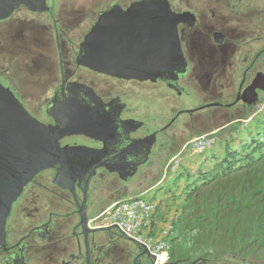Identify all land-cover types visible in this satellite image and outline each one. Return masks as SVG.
I'll list each match as a JSON object with an SVG mask.
<instances>
[{"label":"flooded vegetation","instance_id":"1","mask_svg":"<svg viewBox=\"0 0 264 264\" xmlns=\"http://www.w3.org/2000/svg\"><path fill=\"white\" fill-rule=\"evenodd\" d=\"M165 21L175 25L172 62L156 79L86 64L91 43L146 41L150 23L163 36ZM0 84L50 138L64 137L63 152L13 201L0 264H156L117 227L98 225V216L200 135L163 156L182 114L264 102V0H0ZM223 128L209 132L217 138ZM227 257L169 253L160 264L251 263Z\"/></svg>","mask_w":264,"mask_h":264},{"label":"trees","instance_id":"2","mask_svg":"<svg viewBox=\"0 0 264 264\" xmlns=\"http://www.w3.org/2000/svg\"><path fill=\"white\" fill-rule=\"evenodd\" d=\"M225 129L227 134L219 136L224 156L206 150L196 171L176 178L183 177L185 185L175 194L181 213L172 221L173 232L205 254L259 256L264 251V108L221 133Z\"/></svg>","mask_w":264,"mask_h":264},{"label":"water","instance_id":"3","mask_svg":"<svg viewBox=\"0 0 264 264\" xmlns=\"http://www.w3.org/2000/svg\"><path fill=\"white\" fill-rule=\"evenodd\" d=\"M108 26H104L105 35H109ZM149 26L152 29L146 41L118 39L115 43L102 42L100 49L97 46L93 49L94 43H91L93 53L86 64L119 77L156 79L160 75L158 67L172 62L167 52L175 34V30L171 33L169 29L175 25L165 21L163 36L157 25L150 23ZM2 89L0 84V244L5 239L6 217L13 201L37 170L55 161L57 154L63 152L60 141L64 138H50L44 126L30 117L9 90L4 89L8 93L3 97ZM87 221L85 215L83 226ZM113 226L117 227H106Z\"/></svg>","mask_w":264,"mask_h":264},{"label":"rangeland","instance_id":"4","mask_svg":"<svg viewBox=\"0 0 264 264\" xmlns=\"http://www.w3.org/2000/svg\"><path fill=\"white\" fill-rule=\"evenodd\" d=\"M264 108V102H260L258 106H253L250 109L240 108L238 106L234 108L230 107H211L205 110H201L195 115L196 118H192L189 114H182L175 124L177 129V135L175 134L173 144L166 150L164 157L171 159L184 145L182 142L191 134H199L202 132H209L218 127H225L234 123V121L229 122L235 118L241 117L244 119L248 115L254 114V112L261 111ZM250 118L246 119L249 122ZM190 121H193V125H190ZM229 122V123H228ZM243 122V121H241ZM227 123V124H226ZM224 125V126H223ZM226 129L223 133H217V141L213 147L209 148L207 152L211 150L219 158L224 156V143L221 141L222 136H225ZM220 134V135H219ZM220 136V137H219ZM164 150V149H163ZM182 160L178 166L174 168H163L164 164L159 168L154 169L155 171L147 172L146 177L141 176L138 181H136V187H133L135 192L133 195L141 194L145 199L152 201L155 205V217L158 222L169 225L172 221L176 220L181 213L178 210V203L180 199L175 198V194H179V190L185 185V180L181 177L179 180L176 178L187 174L188 172H194L198 168L204 153H197L191 150L190 146H186L181 152ZM165 159V161H166ZM164 161V162H165ZM149 173V174H148ZM180 173V174H179ZM176 179V181H175ZM176 182V183H175ZM155 184V185H154ZM154 185V186H153ZM153 186V187H152ZM178 190V191H177ZM177 192V193H173ZM175 199V200H174ZM172 238V239H171ZM172 243V249L169 253L174 254V257H184L191 254L205 255L204 250H196L189 242L188 239L183 235H179L177 231L169 237L168 239ZM249 250H252L251 247ZM212 258H218V260L225 259L227 256H235L236 259L248 260L251 263L245 264H264V251L258 253L259 256H255L254 253L247 252L246 255H236L228 253H218L216 251L210 253ZM227 257L228 259L230 258ZM229 264L228 262H225ZM231 264V263H230Z\"/></svg>","mask_w":264,"mask_h":264},{"label":"built area","instance_id":"5","mask_svg":"<svg viewBox=\"0 0 264 264\" xmlns=\"http://www.w3.org/2000/svg\"><path fill=\"white\" fill-rule=\"evenodd\" d=\"M216 141L214 133L207 132L193 137L187 146L197 153H203L213 147ZM181 152L168 162L166 168L172 169L179 165L182 160ZM98 217L100 218L98 225H117L124 235L150 252L156 264L163 263L168 258L172 248V243L168 239L174 233L172 224L158 222L154 203L142 195H133L113 202Z\"/></svg>","mask_w":264,"mask_h":264},{"label":"crops","instance_id":"6","mask_svg":"<svg viewBox=\"0 0 264 264\" xmlns=\"http://www.w3.org/2000/svg\"><path fill=\"white\" fill-rule=\"evenodd\" d=\"M202 133H206V132H202ZM202 133H200V134H202ZM137 195H139V194H137ZM141 195V194H140ZM108 205H110V204H108Z\"/></svg>","mask_w":264,"mask_h":264},{"label":"bare ground","instance_id":"7","mask_svg":"<svg viewBox=\"0 0 264 264\" xmlns=\"http://www.w3.org/2000/svg\"><path fill=\"white\" fill-rule=\"evenodd\" d=\"M172 239V238H171Z\"/></svg>","mask_w":264,"mask_h":264}]
</instances>
